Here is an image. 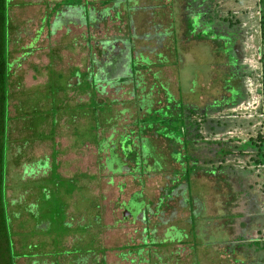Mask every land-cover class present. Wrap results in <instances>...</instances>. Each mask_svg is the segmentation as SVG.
Instances as JSON below:
<instances>
[{
    "label": "rangeland",
    "instance_id": "374dc122",
    "mask_svg": "<svg viewBox=\"0 0 264 264\" xmlns=\"http://www.w3.org/2000/svg\"><path fill=\"white\" fill-rule=\"evenodd\" d=\"M45 1L52 8L45 6L43 12L47 19L43 29L42 11H23L20 18L24 25L20 27L25 30L20 33V40L10 44L11 120L6 173L14 252L19 255L17 264H81V260L64 253L91 247L106 249L108 264H244L234 254L226 253L225 245L240 244L241 229L256 230L259 223L264 226L261 178L255 174L232 176L223 171L207 174L199 169L189 183L181 175V164L173 160L174 147L167 140L156 141L166 155V171L145 175L144 183L139 176L135 178L127 173L128 168L123 173L114 172L105 165L109 154L99 152L95 144L87 141L84 146L81 142H86L90 133L88 116L81 109V105L89 103L90 95L80 87L86 78L81 72L78 76L73 73L77 69L90 70L89 36L92 35L93 46L106 47L103 61H107L109 54L111 59L119 57L112 73L115 78L127 77L131 59L138 57L143 62L145 59L150 65L144 63L148 67L142 68L146 74L144 94L155 85L151 98L162 106L166 99L163 87L167 86L176 99L201 110L221 105L212 115L228 123L220 124L222 129L215 136H208L213 131L204 125L202 134L216 140L249 139L264 132V128L256 117L233 113L248 98L233 108L226 104L233 97L232 92L237 91L232 65L243 69L242 51L234 40L230 44L231 37L237 38L239 31L223 24L219 11L235 22L249 19L252 39L244 55L259 60L263 48L264 3L261 0H198L191 6V0H119L123 4L110 9L109 14L105 10L114 3L100 6L104 19L95 21L89 28L78 7L63 5L56 15L55 7L64 0ZM202 12L207 15L197 20L198 30L205 28L206 35L196 38L188 34V16L194 19ZM248 24H242L243 28ZM208 26L214 27L212 32L206 30ZM36 32L37 40L32 42ZM218 32L225 37L220 39ZM94 52L99 51L94 49ZM107 89L113 97L126 101L125 107H133L130 101L135 97L129 93L132 84L123 82ZM57 104L60 110L58 116L54 111L58 117L54 137L37 138V123L52 114V107ZM38 106L42 113L34 114ZM123 107L116 105L117 110ZM117 110L116 122L120 117L123 123L129 114L121 115ZM24 114L33 115L34 120L25 119ZM51 131L52 126L46 125L45 132ZM201 150L191 147L192 153L201 154ZM55 152L58 172L64 177H59V181L52 172ZM206 153L214 154L210 150ZM45 158L49 166L30 172L33 164L36 166ZM245 160L250 158L246 156ZM84 173L86 178L81 175ZM140 192L145 202L141 201ZM93 201L97 207H93ZM147 206L149 219L146 220ZM126 210L134 216L126 217ZM243 213L253 214L245 224L239 220ZM65 229L72 232L62 236ZM148 233L164 244L154 245L152 255L145 261L137 254L133 256L134 263L124 259L122 253L140 244ZM102 255L89 254L84 264H101ZM242 258L247 259V254H242Z\"/></svg>",
    "mask_w": 264,
    "mask_h": 264
},
{
    "label": "trees",
    "instance_id": "16d2710c",
    "mask_svg": "<svg viewBox=\"0 0 264 264\" xmlns=\"http://www.w3.org/2000/svg\"><path fill=\"white\" fill-rule=\"evenodd\" d=\"M191 1L193 4H191V6H195L194 4L198 2V0ZM261 1V4H263L264 0ZM110 3H114V5L105 10L107 14L110 13V9L118 8L120 4H123L119 0H101L99 3L98 0H87V2L84 0H64L55 7V14H59V7L63 5L78 7L81 10L82 16L86 18L87 25L89 28H92L95 21L104 19L103 14L99 12V7H102V5L106 6ZM197 7L199 6L197 5ZM129 8L131 9L132 7ZM127 11L129 12L130 10ZM219 14H222L223 24H226L227 27H235L239 31L236 34L237 38L231 37L230 44L234 40L238 48L242 51L240 66H242L243 69H240V67L237 68V65L236 67L232 65L233 80L235 79V82H238V84H236L237 86H235L237 87L235 94L237 98H231V100L226 101V104L233 108L242 103V100L248 98L243 84L245 77L253 73L250 72L249 68L244 64L245 52L242 44L240 46L241 37L244 35L242 34V29H244L242 25L243 20L240 19L235 22L229 16L223 14V12L219 11ZM117 15L119 16L120 13L118 12ZM202 15H207V13L202 12L194 19L188 16V27H190L188 28V34L194 35L196 38H202L203 35H206L204 31L197 33L199 27L197 20H199ZM47 17L49 18L50 14ZM9 19V0H0V264H17L16 258L19 256L14 252L15 240L8 210L9 203L6 173V158L11 120ZM262 22L264 38V20ZM212 29H214L212 26L211 28L210 26L207 28L209 32H212ZM89 37L90 50L92 52L90 70L88 69V71L84 72L77 69L74 76H78L77 73L81 72L82 77L84 79L86 78L85 82H82L84 85L81 84L80 87L84 92H88L90 95L89 103L87 105H81L83 113L88 116L90 122V133L87 136L91 144L98 146L99 152L109 154L106 157L105 165L107 167L116 173H123V171L128 168L127 173L134 175L135 178L139 176L140 182L144 183L145 175L167 170L166 155L163 151L159 150L156 143L157 140H167L171 146L174 147L172 152L173 160L177 164H181V169H179L181 175L183 178H186L189 183H191L190 177L193 174H197L199 169H204L207 174L223 171L238 177L255 174L261 178L260 198L263 200L264 204L263 131H260L257 136H251L249 139L232 138L216 140L205 137L202 134V129L205 127L204 125H206L210 131H213L208 136H215L217 135L216 132L222 129L220 124L228 123L227 121L220 120L214 114L212 115V112L216 111L215 109H221V105L209 106L201 110L198 106L186 104L183 99H176L171 94L168 87L164 86L166 99L165 103L161 106V103L155 102V100L151 98L155 85L152 86L149 92L145 94L143 92L146 88V74L142 72V68H147L148 66L144 63L150 65L149 61L144 59L143 62L142 58L140 60L138 57L131 59L130 71L127 77L117 79L112 73L119 63V57L116 56L111 59L109 54L107 61H103L102 58L105 54L104 50L106 49L105 45L93 46L91 44L93 36L91 35ZM218 37L222 39V37H225V34L219 33ZM227 44L230 45L229 43ZM228 45L227 49L229 48ZM94 49H98L99 52H94ZM123 82H129L133 86V89L129 90V93L133 94L135 97L134 100L130 101L133 107H125L127 102L113 97L110 95L109 89H107L109 87H116ZM240 85H242V90L239 87ZM120 87L121 85L119 88ZM235 87L233 85V91ZM123 88L124 87H122V89ZM118 104H122L124 107L117 110L116 105ZM54 107L53 105V113L51 114L53 118L51 122L53 132L52 138L54 137L55 128L58 123V117L54 116V111H56L55 115L58 116L60 110L59 104H57L55 108ZM116 110L121 115L129 114V117L126 118L123 123H120L121 119L118 117V122H116V116L114 115ZM39 111L42 113V110L38 106L37 109L33 110V113H39ZM42 119L37 123L39 127L44 121V118ZM127 119H130L132 122L128 123ZM32 120H34V117ZM35 131L36 133L38 132L37 129H35ZM202 144L205 146L200 147ZM192 146L201 148V154H204V156L202 157L201 154L192 153ZM206 150H210V152L214 154H207ZM214 155H216V157ZM246 156H248L250 160H245ZM52 172L56 174L59 181L57 165L52 166ZM140 195L142 197L141 201L145 202L144 194L140 192ZM92 203L93 207H95V202L93 201ZM249 203L252 205L250 201ZM97 206L98 205H96V207ZM145 206L146 203H144V207ZM148 210L149 207L147 206L145 210L146 220L149 219L147 217ZM253 214L244 215L243 213L239 216V220L243 221L245 224L247 223L246 220ZM261 225L262 223H259V228L256 230L253 229L249 231L245 230V228L241 229L238 236L241 243L229 242L225 245V252L234 254L236 259L244 264L247 262H250L249 264H264V226ZM146 230L148 231L149 228ZM71 232V229L69 231L65 229L62 236H66ZM185 237H187L186 234ZM163 244L164 242H157L152 234L148 233L140 244L128 247L127 250L122 253V257L134 263L136 258L133 256L137 254L140 260L145 261L147 260V256L152 255V251H154L152 247L154 245ZM97 252L103 254L101 264H108L105 257L107 250L104 248L97 249L91 247L75 249L64 254L73 255L77 260H81V264H84L89 254H96ZM242 254H247L248 258H242ZM94 260L96 261L97 257H94Z\"/></svg>",
    "mask_w": 264,
    "mask_h": 264
},
{
    "label": "crops",
    "instance_id": "0c3cea01",
    "mask_svg": "<svg viewBox=\"0 0 264 264\" xmlns=\"http://www.w3.org/2000/svg\"><path fill=\"white\" fill-rule=\"evenodd\" d=\"M85 2H87V0H84ZM62 2V1H61ZM49 2H46L45 0H9V4H10V19H9V29H10V31H9V39H10V44H11V42L13 41V40H20V38H19V35H22V34H20L21 32H23L25 29L24 28H22L21 29V25L23 26L24 25V23H23V19L22 18H20V13H22L23 11H28V10H35L36 11V13H39V11L41 12V21H40V25H41V29H43L42 28V26H44V24H45V20L47 19L46 18V16H45V14H44V9H45V6H47V7H50V8H52L51 7V4H48ZM66 7H68V8H71V6H67V5H65ZM73 7V6H72ZM75 8V7H74ZM20 11V12H19ZM36 17H37V15H36ZM35 17V18H36ZM29 18H27V20H28ZM37 19V21H36V23H38V17L36 18ZM27 20H25V21H27ZM247 23H249L248 24V26L247 27H245L244 29H242L243 30V33L242 34H244L241 38H242V40H241V43H240V46H241V44H242V46H243V48H244V42H245V39H246V33L248 34V32H246V30L248 31L249 29H250V22H249V19L248 18H246V19H244V22H243V24H247ZM208 28H209V26H208ZM203 30H205V28L203 29ZM203 30H201V31H203ZM206 30H207V28H206ZM201 31H199L198 30V32H201ZM37 34H35L36 36H34L33 38H32V42L33 41H35V40H37V36H38V32H36ZM255 38H257V34H255ZM263 40H264V38H262V43H261V45L263 44ZM263 46V45H262ZM245 49V48H244ZM262 50L264 51V46H263V48H262ZM10 57V56H9ZM10 63V62H9ZM73 75H74V73H73ZM11 77H12V67H11V75H10V80H11ZM240 88H241V90H242V85H240L239 86ZM232 98H234V99H236L237 97L235 96V94L232 92ZM42 109V108H41ZM27 114H24V117H25V119L27 118H29V119H32L31 117V115L30 116H26ZM85 115V114H84ZM86 116V115H85ZM52 120H53V118H52V116H51V114L45 119V117H44V121H43V123L41 124V126L40 127H38L37 128V130H38V134H39V136L37 135V138H39V139H43V140H46V139H51L52 138V131H51V133L50 134H47L46 132H45V127H46V125H51V122H52ZM29 121V120H28ZM52 126V125H51ZM28 127V126H27ZM30 127V126H29ZM28 127V128H29ZM43 132H45V135H43L42 133ZM78 134H79V137L81 136V133H80V131H78ZM9 135H10V129H9ZM36 136V135H35ZM87 141L88 142H90V144H91V141H89L88 140V138H87V140H86V142H83V141H81L82 142V144H84V146L86 145V143H87ZM8 151H9V141H8ZM8 153V152H7ZM53 159V163H51L52 164V166H58V169H59V163L57 162V153L55 152V154H54V157L52 158ZM48 160V158H45L44 160H41V161H39L37 164H36V166H34V164L31 166V169H30V172H31V170H32V172H35L36 170H37V168L39 169V167H42V168H44V167H47V166H49L48 164H46V161ZM50 163V162H49ZM8 172H9V170H8ZM58 173V175H59V177L61 178V177H63L62 175H61V173H59V172H57ZM84 178H86L87 177V174H81ZM64 178V177H63ZM66 179V178H65ZM7 188H8V175H7ZM77 189V188H76ZM76 189H74L72 192L74 193L75 192V190ZM84 189H86V186H84ZM72 192H71V194H72ZM8 203H9V200H8ZM8 210H9V205H8ZM10 215V214H9ZM11 218V217H10ZM11 223H12V221H11Z\"/></svg>",
    "mask_w": 264,
    "mask_h": 264
},
{
    "label": "built area",
    "instance_id": "2783aa9c",
    "mask_svg": "<svg viewBox=\"0 0 264 264\" xmlns=\"http://www.w3.org/2000/svg\"><path fill=\"white\" fill-rule=\"evenodd\" d=\"M246 39L244 42V50L247 52V47L249 45V41L252 39L250 36V31H247ZM261 50V54L264 53ZM247 55V54H246ZM244 64L249 68L252 75H248L245 77L244 87L246 90V94L248 95L247 102H244L242 106L239 108H234L233 113L236 114H246L250 117H256V119L260 122L261 127L264 128V56H260L258 58H246Z\"/></svg>",
    "mask_w": 264,
    "mask_h": 264
},
{
    "label": "water",
    "instance_id": "95a60500",
    "mask_svg": "<svg viewBox=\"0 0 264 264\" xmlns=\"http://www.w3.org/2000/svg\"><path fill=\"white\" fill-rule=\"evenodd\" d=\"M128 214H131V215H133V216H134V214H133L132 212H129L128 210H126V211H125V216L127 217V216H128Z\"/></svg>",
    "mask_w": 264,
    "mask_h": 264
}]
</instances>
